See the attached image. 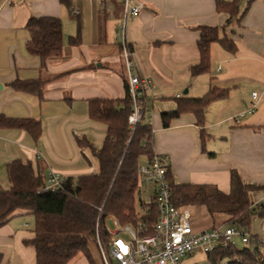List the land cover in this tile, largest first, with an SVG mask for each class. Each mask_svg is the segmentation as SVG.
Masks as SVG:
<instances>
[{
  "label": "crops",
  "instance_id": "1",
  "mask_svg": "<svg viewBox=\"0 0 264 264\" xmlns=\"http://www.w3.org/2000/svg\"><path fill=\"white\" fill-rule=\"evenodd\" d=\"M143 1L146 8L130 17L123 31L122 0H74L79 14L60 0H0V116L41 123L38 138L24 128H0V179L8 181L14 160L30 162L45 180L51 170L65 178L99 172L98 159L78 145L77 137L102 147L107 126L91 119L90 101L125 97L122 52L127 46L138 74L152 84L147 98L153 149L168 158L175 183L209 184L229 193L231 172L237 170L244 182L264 187V0H241V19L230 24L216 0ZM33 17L62 21L63 51L45 64L28 50ZM204 26L220 28V37L233 40L237 51L213 43L210 71L193 75ZM79 33L80 43L71 45L70 38ZM16 80H43V97L17 91ZM213 88L227 90L228 96L207 107L202 125L193 113H185L164 126L163 114L176 111L180 99L200 98ZM254 92V112L239 117ZM262 198L264 188L251 194L252 202ZM200 211L205 219L194 220L196 227L211 228L206 208ZM254 224L259 229L252 233L264 246V215H256ZM33 230L34 218L25 210L0 227L2 264H37L36 250L28 243ZM68 264L90 263L80 254Z\"/></svg>",
  "mask_w": 264,
  "mask_h": 264
},
{
  "label": "trees",
  "instance_id": "2",
  "mask_svg": "<svg viewBox=\"0 0 264 264\" xmlns=\"http://www.w3.org/2000/svg\"><path fill=\"white\" fill-rule=\"evenodd\" d=\"M69 10H73L74 0H60ZM217 10L228 14L227 24L241 19V0H216ZM31 37L28 50L40 56L43 64L52 56L61 55L64 47L62 21L53 17H33L28 22ZM198 43L200 63L192 67L193 75L210 71L211 46L218 42L230 53H236L235 42L220 37V28L201 27ZM80 43V33L70 38L71 45ZM43 80H16L13 87L43 97ZM120 99H94L90 101L89 113L94 121L104 123L107 133L101 148H95L85 137H77L81 147H88L99 161V172L78 178H67L63 188L56 192L38 193L46 180L38 174L30 162L14 160L8 165L7 189H0V227L7 224L19 210H25L34 218V237L28 241L37 255V264H68L83 254L90 264H95L90 243L95 240L97 220L101 226L108 217H116L125 225L136 224V191L138 188V169L145 160L153 159L152 126L148 113L152 110L148 98L143 99L144 116L134 130L129 126V115L133 103L128 92ZM228 96L227 90L213 88L200 98L180 99L178 108L163 114V123L169 127L171 122L185 113H193L199 125L204 123L207 107L214 101ZM0 128H24L30 130L35 138L41 132V123L33 119H11L0 116ZM172 202L178 208L205 207L207 214L216 226H237L248 229L253 238L251 226L255 216H263L264 210L255 212L252 208L251 194L264 187L243 181L237 170L231 172V190L221 191L209 184H177L169 169ZM149 213L143 217L149 225L158 220V209L150 204ZM100 209H102L100 211ZM263 243L262 240H260ZM261 243L244 244L237 248L234 243L229 248H221L207 254L208 264H264V248ZM3 256L0 254V264Z\"/></svg>",
  "mask_w": 264,
  "mask_h": 264
},
{
  "label": "built area",
  "instance_id": "3",
  "mask_svg": "<svg viewBox=\"0 0 264 264\" xmlns=\"http://www.w3.org/2000/svg\"><path fill=\"white\" fill-rule=\"evenodd\" d=\"M122 2L121 29L125 31L127 20L139 15L146 8V4L143 0ZM73 12L79 14L77 9ZM122 57L128 77V92L133 103L129 126L134 130L143 120V99L151 92L152 84L138 74L133 52L127 46L123 47ZM252 96L254 100L250 107L240 113L239 117L254 112L257 92ZM168 171V158L161 155H154L150 161L145 160L138 169L136 194L141 197V207L147 210L145 215L149 213L150 204L159 213L151 233L147 234L149 225L143 220L145 215L138 212L136 224L123 225L119 219L111 216L101 226L100 217L98 218L94 242L103 264H184L187 258L198 252L207 255L221 248H229L235 243V238L245 245L261 243L259 238H253L248 229L237 226H216L199 230L196 222L192 220L190 207L178 208L173 204ZM66 179L59 172L51 170L45 184L37 192H56L63 188ZM252 208L257 213L263 211L264 198L254 201ZM220 264H227V261Z\"/></svg>",
  "mask_w": 264,
  "mask_h": 264
},
{
  "label": "rangeland",
  "instance_id": "4",
  "mask_svg": "<svg viewBox=\"0 0 264 264\" xmlns=\"http://www.w3.org/2000/svg\"><path fill=\"white\" fill-rule=\"evenodd\" d=\"M8 187H9V184H8L7 179L6 178L0 179V189H7ZM140 199H141V197H139L137 195V197H136V210L138 213L145 215L147 213V210L142 209ZM190 210L192 213V220H200V219H203L205 217L201 213L200 207H190ZM203 222H204V224L207 223V221H205V220ZM200 225L201 224H199L198 226H200ZM258 229H259L258 224L257 225L254 224L252 226L253 232H257ZM235 244H236L237 248H239V249L244 248V244L238 238H235ZM263 247L264 246H261V248H263ZM90 252L92 253L94 263L96 262V264H103L101 257H100V254L98 252L97 246H96L94 241L90 243ZM184 264H208L207 256L202 252H198L197 254L193 255L192 257L187 258L184 261Z\"/></svg>",
  "mask_w": 264,
  "mask_h": 264
}]
</instances>
